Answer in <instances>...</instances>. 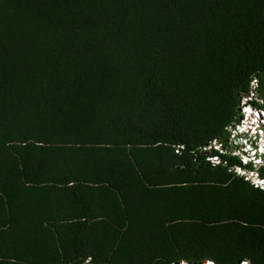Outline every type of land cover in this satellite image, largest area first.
<instances>
[{"label":"trees","instance_id":"obj_1","mask_svg":"<svg viewBox=\"0 0 264 264\" xmlns=\"http://www.w3.org/2000/svg\"><path fill=\"white\" fill-rule=\"evenodd\" d=\"M253 78L264 0H0V264H264Z\"/></svg>","mask_w":264,"mask_h":264},{"label":"clouds","instance_id":"obj_2","mask_svg":"<svg viewBox=\"0 0 264 264\" xmlns=\"http://www.w3.org/2000/svg\"><path fill=\"white\" fill-rule=\"evenodd\" d=\"M252 100L258 102L257 98L254 97H243L240 105L241 115L243 118L240 126L234 130L233 137H236L238 144H235L233 148H230L231 151H234L235 154H232L241 161L243 166H236L235 169L238 171V175L244 176L251 184L254 185L256 180H263L264 176H260L258 170L261 167H264V110L251 103ZM245 110V112H243ZM240 120V118H239ZM238 124V123H237ZM229 149V148H228ZM226 148V150H228ZM219 150V149H216ZM226 150H219L226 152ZM249 156L246 162L245 156ZM252 155L258 159V161H253ZM246 173H253L252 178H247ZM237 174V173H236ZM260 188H264V184ZM204 264H213V262L207 261ZM240 264H245L241 262Z\"/></svg>","mask_w":264,"mask_h":264},{"label":"rangeland","instance_id":"obj_3","mask_svg":"<svg viewBox=\"0 0 264 264\" xmlns=\"http://www.w3.org/2000/svg\"><path fill=\"white\" fill-rule=\"evenodd\" d=\"M251 85H252V84H251ZM252 86H253V87H251L252 92L250 93L249 96L254 97V98H257L256 94H253V92H254V87H255V86H254V85H252ZM257 100H258L259 103H264V101L261 100L259 97L257 98ZM243 112H245V110H244ZM240 113H241V111H240ZM241 114H242V113H241ZM242 120H243V118L240 117V120H239L238 124H236L235 127H233V126L231 127V129H230L231 135H230V139H229L228 144H227V147H228L229 149L226 150V152H230V148H233L235 144H238V140H237L236 137H233V133H234V130L237 129V128L240 126V123H242ZM263 141H264V137H263ZM211 146H212L213 148H215V149L223 150V146H221V145H220L219 143H217V142H213V143L211 144ZM231 153H232V154H235L234 151H231ZM244 158H245L246 162H248L247 160L250 159V157L247 156V155H246ZM251 158H253V161H258V159H257L256 157H254L253 155H252ZM234 170H235V172H236L237 174H239L238 171H237L235 168H234ZM246 174L248 175L247 178H249V179L252 178L253 173H249V174L246 173Z\"/></svg>","mask_w":264,"mask_h":264},{"label":"built area","instance_id":"obj_4","mask_svg":"<svg viewBox=\"0 0 264 264\" xmlns=\"http://www.w3.org/2000/svg\"><path fill=\"white\" fill-rule=\"evenodd\" d=\"M251 84L254 85V86L256 87V85H257V81L255 80V78L252 79ZM252 87H253V86H252ZM255 87H254V88H255ZM217 143H218V142H217ZM210 161H211L212 163H217V162H219V159L216 158V157H212V158H210ZM263 184H264L263 180H260V181L256 180V181L254 182V186H258V185H260V186L262 187ZM206 263H207V262H206ZM244 263L246 264V262H244ZM182 264H186V263H182Z\"/></svg>","mask_w":264,"mask_h":264},{"label":"crops","instance_id":"obj_5","mask_svg":"<svg viewBox=\"0 0 264 264\" xmlns=\"http://www.w3.org/2000/svg\"><path fill=\"white\" fill-rule=\"evenodd\" d=\"M244 262H246V264H248L247 261H244Z\"/></svg>","mask_w":264,"mask_h":264}]
</instances>
